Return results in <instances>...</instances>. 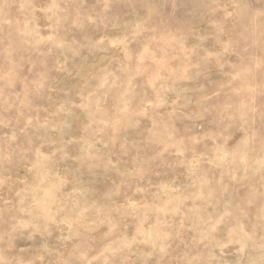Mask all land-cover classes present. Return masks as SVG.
<instances>
[{
    "label": "clouds",
    "instance_id": "obj_1",
    "mask_svg": "<svg viewBox=\"0 0 264 264\" xmlns=\"http://www.w3.org/2000/svg\"><path fill=\"white\" fill-rule=\"evenodd\" d=\"M0 264H264V0H0Z\"/></svg>",
    "mask_w": 264,
    "mask_h": 264
},
{
    "label": "rangeland",
    "instance_id": "obj_2",
    "mask_svg": "<svg viewBox=\"0 0 264 264\" xmlns=\"http://www.w3.org/2000/svg\"><path fill=\"white\" fill-rule=\"evenodd\" d=\"M113 55H115V53Z\"/></svg>",
    "mask_w": 264,
    "mask_h": 264
}]
</instances>
